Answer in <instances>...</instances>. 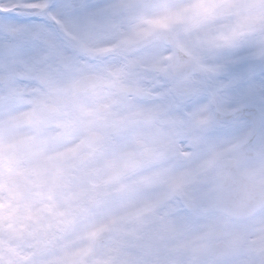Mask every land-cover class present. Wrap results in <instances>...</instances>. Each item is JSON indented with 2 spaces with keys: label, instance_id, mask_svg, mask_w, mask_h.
Instances as JSON below:
<instances>
[{
  "label": "snow or ice",
  "instance_id": "snow-or-ice-1",
  "mask_svg": "<svg viewBox=\"0 0 264 264\" xmlns=\"http://www.w3.org/2000/svg\"><path fill=\"white\" fill-rule=\"evenodd\" d=\"M0 264H264V0H0Z\"/></svg>",
  "mask_w": 264,
  "mask_h": 264
}]
</instances>
